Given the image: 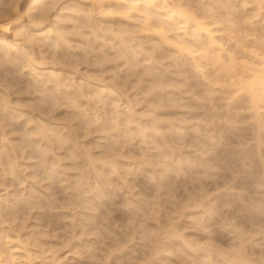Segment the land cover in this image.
Listing matches in <instances>:
<instances>
[{"label":"clouds","instance_id":"clouds-1","mask_svg":"<svg viewBox=\"0 0 264 264\" xmlns=\"http://www.w3.org/2000/svg\"><path fill=\"white\" fill-rule=\"evenodd\" d=\"M0 264H264V0H0Z\"/></svg>","mask_w":264,"mask_h":264}]
</instances>
